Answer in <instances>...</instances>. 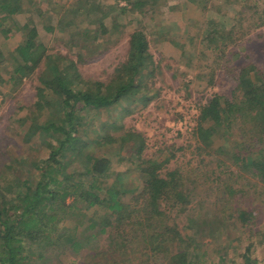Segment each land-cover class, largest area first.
<instances>
[{
    "label": "trees",
    "instance_id": "16d2710c",
    "mask_svg": "<svg viewBox=\"0 0 264 264\" xmlns=\"http://www.w3.org/2000/svg\"><path fill=\"white\" fill-rule=\"evenodd\" d=\"M125 1L126 6L97 4L92 8V13L103 12L97 18L102 21L98 25L102 34L108 31L109 12L117 8L122 13L135 12L158 0ZM191 2L199 4L197 0ZM18 3L19 0H0V12L9 18L19 8ZM20 24L15 26L20 40L12 50L14 76L10 81L19 74L29 75L32 67L42 61L39 87L33 104L27 108L26 119L34 121L33 133L38 140L47 137L52 144L31 163V168L22 167L31 176L17 182L13 197L0 195V264H49L51 257H65L66 253H70L67 264H74L72 259L76 260L87 245L103 234L106 239L101 247L88 248L96 252L86 256L87 264H190L184 249L193 240V236L189 237L191 231L202 232L201 241H209L206 236L216 232L222 235L226 228L239 222L242 228L249 226L251 212L244 199L264 185V98L255 102L249 91L264 93L263 70L254 64L241 67L231 97L213 95L199 108L191 128L194 144L190 146L192 155L197 157L196 163L191 160L188 168L178 165L163 173L157 172L154 162L142 161L136 166L141 175L143 172V185L139 198L127 206L119 190L123 174L110 170V159L87 153L83 172L71 171L70 167L75 157L86 152L90 141L97 147H111L119 142V150L130 142L129 150L136 158L145 148L143 137L132 131H124L118 137L104 134L92 140L88 137L84 140L83 135L88 113L110 115L122 100L140 99L138 79L142 73L141 57L147 48L145 37L140 32L132 36L129 58L113 81L107 85L88 84L78 77L71 61L47 54L37 44L39 22L30 18ZM90 25H96L95 21ZM44 30L51 33L54 27ZM115 127L114 121L100 126L103 130ZM91 132L96 133L94 129ZM247 135L249 139L243 150L232 145L231 140L241 137L243 141ZM219 137L223 141L216 144ZM27 163L23 161L17 166ZM10 165L6 161L4 167L16 170ZM112 175L115 177L110 180ZM61 192H64L62 201L69 196L74 198L66 204L68 208L78 201L86 203L83 213L88 209L93 212L92 220L93 224L97 223L98 232L81 238L60 227L61 233L56 237L60 243L56 238L49 239L50 230L55 235L59 231L57 224L52 229L49 226V212ZM183 213L187 223L181 229L162 224L169 215ZM77 229L78 226L74 231ZM91 229L89 225L82 233ZM171 245L181 248L173 253L168 248Z\"/></svg>",
    "mask_w": 264,
    "mask_h": 264
},
{
    "label": "rangeland",
    "instance_id": "374dc122",
    "mask_svg": "<svg viewBox=\"0 0 264 264\" xmlns=\"http://www.w3.org/2000/svg\"><path fill=\"white\" fill-rule=\"evenodd\" d=\"M191 1L158 0L135 12L114 9L106 19V34L101 33L98 25L102 21L97 20L103 12L92 13V8L97 4L126 6L125 0H19V8L9 18L0 12V40L3 41L0 46V195L4 194L7 199L13 197L17 182L31 176L22 167L31 168V163L52 144L47 137L38 140L33 133V120L26 119L27 108L33 104L39 87L42 61L32 67L29 75L19 74L10 81L14 76L12 50L20 40L15 26L30 18L39 22L37 44L47 54L71 61L78 77L88 84L107 85L113 81L129 58L132 36L140 32L146 39L138 79L140 99L122 100L110 115L88 113L87 130L83 133L84 140L86 137L92 140L104 134L118 137L124 131H132L143 137L145 148L136 158L129 150L130 142L119 150V142L111 147H97L90 141L86 152L74 158L71 171H84L87 153L110 159V170L123 174L119 190L122 202L129 206L142 189L143 172L141 175L136 169L142 161L154 162L159 173L178 165L188 168L191 160L196 163L197 157L192 155L190 146L194 144L191 128L199 108L213 95L231 97L236 91L235 79L241 67L254 64L264 71V0H206L202 4V0H197L199 4ZM93 20L96 25L91 26ZM51 25L54 31L46 32L44 28ZM249 93L255 102L264 98L261 91L252 89ZM113 121L116 129L100 128L103 123ZM93 129L96 133L91 132ZM248 139V135L243 141L238 137L239 141L233 139L231 143L243 150ZM221 141L223 138L219 137L215 143ZM6 161L16 170L4 167ZM23 161L28 163L18 167ZM250 194L244 199V205L251 212L249 226L242 228L239 222L226 228L222 235L216 232L206 236L209 241H201L202 232L196 230L193 235L191 231L189 237L193 236V240L184 249L190 264H264V185ZM59 195L49 212V226L52 229L57 224L59 231L55 235L50 230V240L55 241L60 235V227L81 238L100 230L97 223L93 224V212L88 209L83 213L86 203L78 201L68 208L66 204L74 198L69 196L62 201L64 192ZM186 219L185 213L169 215L162 224L181 229ZM89 225L92 229L82 233ZM77 226L79 229L74 231ZM105 239L106 234L97 237L72 262L87 264L86 256L96 252L88 248L101 247ZM56 241L59 242L57 238ZM171 246L168 248L173 253L181 248ZM68 256L70 253L63 258L53 256L49 264H60L58 259L67 264Z\"/></svg>",
    "mask_w": 264,
    "mask_h": 264
}]
</instances>
